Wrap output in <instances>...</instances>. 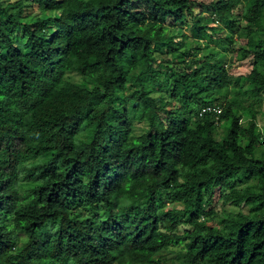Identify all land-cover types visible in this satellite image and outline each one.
Listing matches in <instances>:
<instances>
[{"label":"trees","instance_id":"trees-1","mask_svg":"<svg viewBox=\"0 0 264 264\" xmlns=\"http://www.w3.org/2000/svg\"><path fill=\"white\" fill-rule=\"evenodd\" d=\"M194 1L0 0V264H264V0Z\"/></svg>","mask_w":264,"mask_h":264},{"label":"rangeland","instance_id":"rangeland-1","mask_svg":"<svg viewBox=\"0 0 264 264\" xmlns=\"http://www.w3.org/2000/svg\"><path fill=\"white\" fill-rule=\"evenodd\" d=\"M215 1H218V0H198V1H194L193 5H192V8H193V10H194V12L196 14H200L202 16H205L207 12L202 9L203 6H205V5L209 6V5H211L212 2H215ZM244 26H245V23L241 22V28H243ZM186 32H187V34H189V31L187 29H186ZM213 33L216 36L210 42V45L214 46V47H217V48H219L221 50L222 47H223L222 43H224V37L226 36L227 33H229V31L226 29V27L224 25H222L220 23H216L215 25H213ZM190 38H191V36H190ZM239 41H243V40H239ZM162 58L164 60H167L168 58H171V56H169L168 54L164 53L162 55ZM170 62H172V61H170ZM227 64H228L227 69L230 71V73H232L235 76L236 75L247 74V73H249L251 71V68H252L251 60L249 58L243 56L240 52H237V53H234V54H229ZM155 68H156V74H157L158 80H156V81L152 80L151 81L149 86L152 87V88L156 87L158 84H161V83L163 84L164 82H166L168 80V78L172 74L171 71H167L166 72L165 70H161L160 67H158V66H155ZM71 77L73 78V81H80L81 80L79 75L72 74ZM193 121L194 120L192 118H190V126H193ZM259 123H260V126L262 127V131L264 132V115H260ZM220 134H221V129H219L217 131V134H216L217 137H219ZM260 149L264 150V146H261ZM218 197H219V194H216V196L214 198V202H213V207L215 208L216 211H220L222 208H227V209H231V210L235 209V207L230 205V204H226L225 205L223 203V201L220 200ZM166 199L168 200L167 208L174 207L175 204H173V203L170 204L169 203L170 201L174 202V194L166 195ZM184 228H185L184 226H181V231H183ZM205 231H207L206 227H205ZM173 248H175V247H173Z\"/></svg>","mask_w":264,"mask_h":264},{"label":"built area","instance_id":"built-area-1","mask_svg":"<svg viewBox=\"0 0 264 264\" xmlns=\"http://www.w3.org/2000/svg\"><path fill=\"white\" fill-rule=\"evenodd\" d=\"M207 111H210V112L215 113V114L217 115V120H218V115H220V113L222 112V109L219 108V107H210V106H208V107H205V108L202 110L201 114H202V113H205V112H207ZM217 120H216V121H217Z\"/></svg>","mask_w":264,"mask_h":264},{"label":"clouds","instance_id":"clouds-1","mask_svg":"<svg viewBox=\"0 0 264 264\" xmlns=\"http://www.w3.org/2000/svg\"><path fill=\"white\" fill-rule=\"evenodd\" d=\"M227 66H228V64H226L225 65V67L227 68ZM208 106H210V107H219V108H221L222 109V107L221 106H213V105H207V106H203L202 108H201V110H200V112H199V115H202V114H204V113H202L201 114V112H202V110L205 108V107H208ZM223 110V109H222ZM207 112H210V111H207ZM207 112H205V113H207ZM222 113V112H221ZM220 113V114H221ZM215 114V113H214ZM215 120H217V115L215 114ZM218 119H219V115H218Z\"/></svg>","mask_w":264,"mask_h":264}]
</instances>
